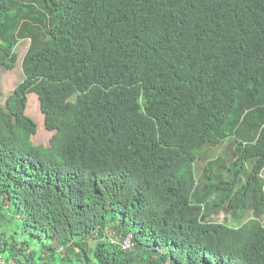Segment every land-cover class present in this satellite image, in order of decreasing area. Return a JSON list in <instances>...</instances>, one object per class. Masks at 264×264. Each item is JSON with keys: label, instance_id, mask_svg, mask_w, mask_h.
<instances>
[{"label": "trees", "instance_id": "trees-1", "mask_svg": "<svg viewBox=\"0 0 264 264\" xmlns=\"http://www.w3.org/2000/svg\"><path fill=\"white\" fill-rule=\"evenodd\" d=\"M23 39L0 264H264V0H0V74Z\"/></svg>", "mask_w": 264, "mask_h": 264}, {"label": "rangeland", "instance_id": "rangeland-1", "mask_svg": "<svg viewBox=\"0 0 264 264\" xmlns=\"http://www.w3.org/2000/svg\"><path fill=\"white\" fill-rule=\"evenodd\" d=\"M28 44H29V39H23L17 44V46L15 47V53L17 54V59H16L14 68L11 70L3 71L0 74V102L1 103H3L5 96L11 90H13L15 85L23 78V74L21 70V60L26 51ZM25 113L35 121L36 126H37V130L31 138L32 142L35 144L47 145L49 138L52 135V132L46 130L44 127L43 115L39 108V102H38L37 96L34 93H30L27 95V107L25 109ZM227 141L228 140H226L225 143L220 144L219 146L207 147L203 150H200V152L198 153V156L200 158L195 162V165H194L195 171H196L195 176L198 179L199 183H200L199 177L201 176L202 168L205 166L207 160L214 159L218 155L221 156L222 153H224V148H225V145L227 144ZM230 157L227 160H229ZM260 176L264 180V168L262 169ZM263 188H264V184H263ZM211 197H218V195L214 193V194H211ZM249 216H250V213L249 211H247L243 215H241V219L244 221ZM235 218L236 216L233 215L231 212L227 214L225 211L220 210L219 213L213 215L212 219L217 222H226L227 224L231 226H236L237 223H235ZM260 221L261 223L264 224V214L262 217H260ZM19 236H20L19 237L20 239L22 236H24L27 239H30L28 236L20 234V233H19Z\"/></svg>", "mask_w": 264, "mask_h": 264}, {"label": "built area", "instance_id": "built-area-1", "mask_svg": "<svg viewBox=\"0 0 264 264\" xmlns=\"http://www.w3.org/2000/svg\"><path fill=\"white\" fill-rule=\"evenodd\" d=\"M130 240H131V236H130V235H128V236L122 238V239H121L122 246H123L124 248L129 247V246H130Z\"/></svg>", "mask_w": 264, "mask_h": 264}, {"label": "clouds", "instance_id": "clouds-1", "mask_svg": "<svg viewBox=\"0 0 264 264\" xmlns=\"http://www.w3.org/2000/svg\"><path fill=\"white\" fill-rule=\"evenodd\" d=\"M128 235H130V234H128ZM128 235H127V236H128ZM130 236H131V235H130ZM125 237H126V236H125ZM123 238H124V237H123ZM130 244H131V240H130ZM129 247H130V246H129ZM129 247H127V248H129ZM127 248H126V249H127Z\"/></svg>", "mask_w": 264, "mask_h": 264}]
</instances>
